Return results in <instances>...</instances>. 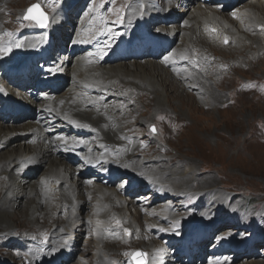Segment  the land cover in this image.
<instances>
[{
	"label": "bare ground",
	"instance_id": "obj_1",
	"mask_svg": "<svg viewBox=\"0 0 264 264\" xmlns=\"http://www.w3.org/2000/svg\"><path fill=\"white\" fill-rule=\"evenodd\" d=\"M158 1L141 0L140 5H131L125 13L124 20L130 21V24L124 26V34L132 37L130 44L132 49L130 55L126 57L128 60L112 62L106 59L104 46H96L93 49L95 44L92 38L84 39L83 37L88 30L85 25H81L76 27L78 29L71 39L72 45L79 42L87 47L91 46V52L72 56L68 53L72 45L68 47L69 43H67L63 54H53V68H57L56 71L65 80L64 85L57 91L44 94L36 100L32 96H27L23 86L18 84L20 81L9 80L0 75V157L6 151L0 160V228L4 230L3 236L9 235V231L13 228L10 212L22 200V197L28 196L31 199L27 201L19 214L26 216L30 221L39 224L37 219L45 217L44 219H51V223L57 228L58 226L72 227L70 222L77 218L76 226L92 227L95 230V234L93 233L95 239L109 243L107 247L116 252L110 254L111 257L117 255L124 245H128L124 237L121 242L106 238V235L112 236L113 231L120 234V231L116 230L117 227H113L120 221L122 226L119 230H128L130 246L140 244L138 247L146 249V264H181L174 260L166 247L158 241V229L170 227L169 222L173 221L177 215L172 211L170 204L163 203L161 206L147 209V213H141L133 206L134 200L127 201L126 197L123 198L121 195L129 184L134 185L136 181H141V186L147 187L149 185L147 182L151 183L148 202L156 200L155 196L174 195L175 197L180 188L178 183L180 174L173 175V170H169L167 171L169 176L164 182L144 180L147 178L143 168L145 161L135 159L133 145L121 138L126 127L123 126L124 118L117 111H120L118 109L122 107L115 105L111 98L124 96L126 101H133L131 96L136 94L141 103L145 104L146 109L151 106L169 105L170 99L174 100L179 96L180 103L187 104L183 100L184 97L191 96L196 99L193 92L188 89L183 90L190 87L191 89L199 88L202 91L206 89L211 101H217L219 95L210 87H206L201 77L207 76L205 75L207 71L216 69L219 64L211 63L207 66L205 62L216 54L222 55L226 50H234V47H229L231 49L221 47L217 42L227 37V40L234 42L236 47L241 40L238 39L240 30L257 35L255 38L253 35H250L251 37L247 35L249 39H259L264 42V28H259V25L264 24V15L262 16L264 0H246V6L239 9H236L237 4H235L225 10L227 15L221 13L222 10L219 11L216 7L206 4L204 0L200 3L197 2L198 0H163L164 7L160 10L155 8V2ZM183 2L184 7H190V11L181 24H176L173 7L175 3L181 6ZM136 11H138L137 15H135ZM162 18L167 21L161 23ZM64 19L69 23L72 22V14H64L60 9L53 11L48 29L55 33L53 30L55 25L59 24L58 27H60L63 24L62 28L65 26L61 23ZM145 23L149 26L147 31H145ZM25 35L31 36L28 31ZM40 37L41 40L44 38L39 36L25 40L23 43L25 52L22 53L24 55L21 58L11 56L1 60L0 68L8 70L24 66L25 71L30 70L32 63L29 60L38 57L35 59L37 61L44 56V48L39 44ZM2 42H0V48L5 43ZM63 42L62 40L59 43ZM170 42H172L171 46ZM175 42H181V44L174 47ZM147 47L150 48L152 58H141ZM198 47L201 50L197 52L194 49ZM159 51L162 52L159 53ZM165 56L170 58L167 64L163 62ZM200 62L202 64L198 66L201 67H195ZM225 65L233 67L230 60L220 62V66L225 67ZM194 68L201 76L190 75V69L194 70ZM24 78V82L35 83L36 81L31 77ZM221 80L223 81V78ZM181 89L185 92L184 97H181L179 93ZM120 91L127 94L122 92L119 94ZM148 93L152 94V98H148ZM135 102L138 103V101ZM137 103L135 105H138ZM136 108L137 106L134 111L137 110ZM177 121L182 122L178 118ZM81 131H86L90 136L81 140L78 134ZM81 144L86 146L82 148L83 150ZM71 154L79 159L85 157L88 162L89 160L99 161L101 165L97 164L96 169L111 170L113 167L117 168L115 172L125 171L132 177L126 175L122 179L131 183L108 188L102 185L99 179L91 176L95 172L84 175L88 162L85 161L84 166L75 165L68 160ZM38 166L42 168L41 173L36 177H29ZM154 168L159 170L164 167L157 163ZM185 168L188 173L186 174V171L181 173L185 178L191 179V167ZM139 173L146 177L143 178ZM18 177L22 181L21 188L26 184L25 188L31 195L27 192L20 198L15 194V180ZM203 191L202 195L205 198L203 206L207 214H211L212 210L220 214L226 212L228 203L226 196L216 194L213 189L201 190ZM210 203L212 206L209 205ZM80 208L88 210L81 214ZM56 211L62 213L63 217L57 216L55 220L53 214ZM226 215L228 212L221 215L223 220ZM221 216L217 222L222 220ZM202 224L203 218L195 216L189 220L186 230L178 224L180 230L173 231L172 234L167 231L160 232L180 238ZM48 229H51V226ZM73 229H75L74 226L70 231L71 236ZM47 235H49V243L46 248H31L28 251L30 256L25 259L32 261L44 258L47 264L55 263L64 257L66 252L75 249L72 237L64 241L62 246L63 241L59 239L58 230L55 233L51 231ZM100 254L96 256V262L108 264L102 259L105 256ZM239 264H264V260Z\"/></svg>",
	"mask_w": 264,
	"mask_h": 264
},
{
	"label": "rangeland",
	"instance_id": "obj_2",
	"mask_svg": "<svg viewBox=\"0 0 264 264\" xmlns=\"http://www.w3.org/2000/svg\"><path fill=\"white\" fill-rule=\"evenodd\" d=\"M79 1L0 0V42H5H2L1 48L11 49L7 54L0 53V61L11 56L14 57V49L21 51L20 55L15 54V56L21 58L24 55L22 53L25 52L22 51L25 48L24 41L35 39L32 35L29 37L25 35L27 33L25 29L30 25L34 26L33 21L23 19L25 10L35 2H39L44 12L47 13L48 20L53 11L57 9H60L64 14H72V22L69 23L66 19L61 21L65 25L63 28V24L60 27H58L59 24L55 25L53 35H55L58 42L66 41L69 37L72 39L78 29L76 27L81 25H85L88 30L83 35L84 39L86 37L91 38L96 33L108 34V37L114 39L123 30L122 24L124 26L130 24V21L126 22L124 20L129 7L133 4H141V0H81L80 3ZM162 1L155 2V8L160 10L164 7ZM72 2H74V6L71 8ZM246 2V0H240L236 9L244 8ZM61 3L64 4L63 7H61ZM179 3H175L173 7V15L176 17L174 23L176 24H181L190 11V7H184V2L181 6ZM77 5H80V9L76 12ZM74 11L75 14L73 15ZM136 12L135 15L138 14V11ZM221 13L228 14L225 10H222ZM120 21H123V23L121 24ZM49 24L51 25V23ZM259 28H264V24L259 25ZM249 33L240 30L238 39L241 40L236 47L233 44L234 42L232 43L229 40L227 43H225V40L217 42L226 49H231L229 47L235 49H225L226 51L222 55H217L214 51L213 53L216 55L205 62L207 66H210L211 63L219 64L216 69H209L205 74L207 76L201 77L206 87H210L219 95L218 100L215 102L211 101L208 91H205L206 89L202 91L199 88L191 89L190 87L183 90L188 89L193 92L196 99L191 96L186 98L184 97L185 92L182 89L179 91L188 105L180 103V96L174 100L170 99L169 105L151 106L148 109H146L145 104L141 103L139 96L136 94L131 96L133 101H126L124 96L119 98L113 96L111 98L115 105L118 104L123 108V111L122 108L117 111L124 118L123 126L126 127L121 138L133 145L135 159L145 161L143 168L148 179L145 178L144 180L164 182L169 176L167 173L169 170H173V175L180 174V176L178 175V178H180L178 182L180 184L179 197L174 201L176 208H178L174 210L177 215L170 227L163 228L171 230L175 224L179 228L188 225L189 220L195 216L206 217L202 199L204 191L201 192V190L213 189L216 194L228 198L226 205L229 210L233 209L237 213L246 215L245 221L250 223H254L255 220L261 221L262 229H264V42L259 39H249L250 35H253L254 38L257 36ZM16 34H20V39L14 41ZM24 35L25 38H23ZM247 35L249 36L247 37ZM196 37L198 38L197 35ZM10 41L13 43L11 46ZM180 44L181 42H175L173 46L176 47ZM16 45L20 46L17 47ZM194 50L200 51L201 49L198 47ZM222 60L232 61L233 67L220 66ZM200 64L202 62L195 65V67L200 68L201 66H198ZM190 70V75L197 74L196 68ZM197 75L201 76V74ZM221 78H223V81ZM147 95L148 98H152L151 93ZM135 101H138V103ZM136 103L138 105H135ZM135 106H137V110L134 111ZM177 118L182 122L179 123ZM153 127L155 132L152 131ZM157 163L164 168L155 169L154 166ZM186 166L191 167V179L185 178L184 174L181 173L182 171L188 173ZM41 169V166L36 167L29 177H36L41 173ZM19 177L15 180V194L20 198L21 195L27 194V192L28 195H31L29 190L25 188L26 184L21 188L22 181ZM101 184L108 188H115L118 185L117 182H101ZM127 193H122V197H126L127 201L134 200L132 202L133 206L141 213H147V209L163 204L159 199L148 202L147 194H140L139 196L136 194L140 198L137 201L133 195L130 196ZM169 197L164 200H171ZM30 199L28 196L22 197V200L10 212V221L13 224V228L8 233L10 236H3L2 232L4 230L0 228V264H47V260L45 261L44 258H39L38 261H30L25 257L30 256L28 251L31 248H46L49 243V235L47 234L51 231L55 233L57 230L59 231V239L63 241L61 245L63 246L64 241H68V238L72 237L74 243L72 244L75 248L66 252L64 257H61V264H98L96 256L99 253L105 256L102 259L106 260L108 264H113V262L115 264H132V256L125 255L126 253L136 251L146 253V249L138 247L140 244L130 246L129 233L119 230L122 226L120 221L113 225V227H117L116 230L117 232L120 231V234L113 231L112 236L106 235V238H113L121 242L124 237L128 245H124L120 252L118 251V254L112 257L110 254L116 252L107 247L109 243L95 239L93 236L95 230L92 227L88 225L76 226L77 218L70 222L72 227H75L72 236L70 235L71 226H58L56 228L54 227L55 224L51 223L52 220L44 219L45 217L37 219L39 224L30 221L26 216L19 214V211H23L25 204ZM86 210L88 209H79L81 214L86 213L84 212ZM214 213L217 214L216 210H214ZM57 216L63 217V214L56 211L53 214L55 220ZM210 219L216 221L214 216H211ZM175 221H179L180 226ZM204 221L207 223V220ZM223 225L225 228V224ZM50 226L51 229H48ZM260 237L263 236L260 235ZM158 241L163 244L167 242V239L160 235ZM129 246L130 248H125ZM258 248L260 251L258 256L237 259L231 264L263 261L264 244H259ZM94 251L96 252L94 253ZM107 253L108 255H106ZM195 262L193 261L191 264H195ZM133 264H136V262L133 261ZM144 264H146V257H144Z\"/></svg>",
	"mask_w": 264,
	"mask_h": 264
},
{
	"label": "snow or ice",
	"instance_id": "obj_3",
	"mask_svg": "<svg viewBox=\"0 0 264 264\" xmlns=\"http://www.w3.org/2000/svg\"><path fill=\"white\" fill-rule=\"evenodd\" d=\"M233 15L235 16V13H233ZM23 19L25 20H32V21H35L39 26L41 27H46L47 26V21H48V17L47 15L42 11L41 7L39 4H33L31 5L30 7H28L26 10H25V14H24V17ZM122 22V21H120ZM10 35V33H9ZM83 42H86V41H83ZM228 40H227V37L225 38V43H227ZM17 47H19L20 45H16ZM11 49H3V48H0V53H3V54H7L8 51H10ZM185 59L187 57H184ZM169 56H165L163 58V62L165 64H167L169 62ZM58 70L57 68H51L49 69L50 72H53V71H56ZM152 131L155 132V128L153 127L152 128ZM29 162H31L30 158H29ZM175 223H179V221H176ZM128 230L125 229V232H127ZM161 231H164V229H161ZM125 255H130L132 256L135 261H136V264H144V257H146V253L142 252V251H136L134 253H126ZM113 264H115V262H113Z\"/></svg>",
	"mask_w": 264,
	"mask_h": 264
},
{
	"label": "water",
	"instance_id": "obj_4",
	"mask_svg": "<svg viewBox=\"0 0 264 264\" xmlns=\"http://www.w3.org/2000/svg\"><path fill=\"white\" fill-rule=\"evenodd\" d=\"M34 4H37V3H34ZM33 5V4H32ZM30 7V6H29Z\"/></svg>",
	"mask_w": 264,
	"mask_h": 264
}]
</instances>
